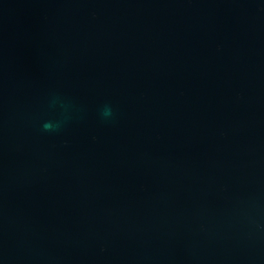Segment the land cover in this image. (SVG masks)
<instances>
[{
    "label": "water",
    "instance_id": "obj_1",
    "mask_svg": "<svg viewBox=\"0 0 264 264\" xmlns=\"http://www.w3.org/2000/svg\"><path fill=\"white\" fill-rule=\"evenodd\" d=\"M0 264H264V0H0Z\"/></svg>",
    "mask_w": 264,
    "mask_h": 264
},
{
    "label": "clouds",
    "instance_id": "obj_2",
    "mask_svg": "<svg viewBox=\"0 0 264 264\" xmlns=\"http://www.w3.org/2000/svg\"><path fill=\"white\" fill-rule=\"evenodd\" d=\"M105 117H107V116H110L111 114H112V109H111V107H109V106H105V108L103 109V113H102ZM51 126L50 125H48V124H45L44 125V128L45 129H48V128H50Z\"/></svg>",
    "mask_w": 264,
    "mask_h": 264
}]
</instances>
